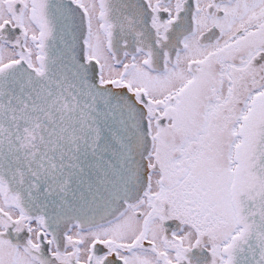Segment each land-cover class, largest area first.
<instances>
[{
    "label": "snow or ice",
    "instance_id": "snow-or-ice-1",
    "mask_svg": "<svg viewBox=\"0 0 264 264\" xmlns=\"http://www.w3.org/2000/svg\"><path fill=\"white\" fill-rule=\"evenodd\" d=\"M0 264H264V0H0Z\"/></svg>",
    "mask_w": 264,
    "mask_h": 264
}]
</instances>
